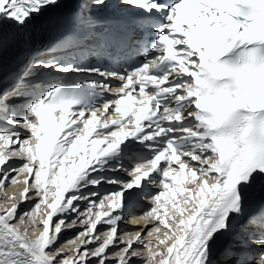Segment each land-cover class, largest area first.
<instances>
[{
	"label": "snow or ice",
	"instance_id": "snow-or-ice-1",
	"mask_svg": "<svg viewBox=\"0 0 264 264\" xmlns=\"http://www.w3.org/2000/svg\"><path fill=\"white\" fill-rule=\"evenodd\" d=\"M0 192V264H264V0H0Z\"/></svg>",
	"mask_w": 264,
	"mask_h": 264
},
{
	"label": "bare ground",
	"instance_id": "bare-ground-1",
	"mask_svg": "<svg viewBox=\"0 0 264 264\" xmlns=\"http://www.w3.org/2000/svg\"><path fill=\"white\" fill-rule=\"evenodd\" d=\"M20 179L22 180L23 179V176L20 177ZM22 188V185H17V186H14V187H7V192L8 193H12V192H18L20 189ZM0 199H3V192H0ZM21 207H26V205H21ZM141 207H144V205H142ZM137 211H139V209H137ZM120 228L121 229H125V230H130L131 227H127L126 225H120ZM79 229H74V230H71V231H67L65 233H63V235L61 236V239H60V243H63L65 240L67 239H70L72 238V236H74L75 232L78 231Z\"/></svg>",
	"mask_w": 264,
	"mask_h": 264
},
{
	"label": "rangeland",
	"instance_id": "rangeland-1",
	"mask_svg": "<svg viewBox=\"0 0 264 264\" xmlns=\"http://www.w3.org/2000/svg\"><path fill=\"white\" fill-rule=\"evenodd\" d=\"M0 200H2V199H0ZM23 208V207H22Z\"/></svg>",
	"mask_w": 264,
	"mask_h": 264
}]
</instances>
